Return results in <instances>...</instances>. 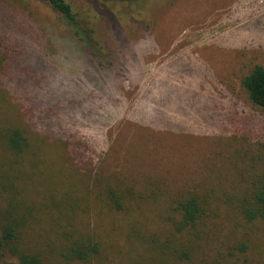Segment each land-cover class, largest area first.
Here are the masks:
<instances>
[{"label":"rangeland","instance_id":"374dc122","mask_svg":"<svg viewBox=\"0 0 264 264\" xmlns=\"http://www.w3.org/2000/svg\"><path fill=\"white\" fill-rule=\"evenodd\" d=\"M66 1L90 46L50 7L0 0V235L45 264H264V218L241 214L264 177L242 86L264 68V0ZM190 197L203 214L179 232Z\"/></svg>","mask_w":264,"mask_h":264},{"label":"trees","instance_id":"16d2710c","mask_svg":"<svg viewBox=\"0 0 264 264\" xmlns=\"http://www.w3.org/2000/svg\"><path fill=\"white\" fill-rule=\"evenodd\" d=\"M44 4L60 17L64 26H68L71 30H75L77 34H82V42L86 46H90L91 36L86 33V29H79V23L76 14L73 12L70 4L66 0H36ZM101 2H117V3H135L138 0H99ZM84 33L86 35H84ZM2 38L0 37V65L5 66L6 58L3 56ZM242 86L247 93L251 103L261 109H264V68L255 66L253 70L242 80ZM8 146L15 152L21 153L27 146L28 142L24 133L20 129L10 131L8 136ZM180 224L177 228L179 232H183L187 228L196 226V223L202 217L203 211L200 207L198 198L190 197L179 204ZM241 214L248 220L253 221L257 218H264V177L259 187L253 193L248 207L242 208ZM14 229H6L0 235V255L5 247L9 245V252L16 257L17 264H45L38 256L21 252L14 247L16 240ZM99 246L97 243L78 244L70 250V256L79 261H86L93 255L98 253ZM182 255L189 258L185 252Z\"/></svg>","mask_w":264,"mask_h":264}]
</instances>
